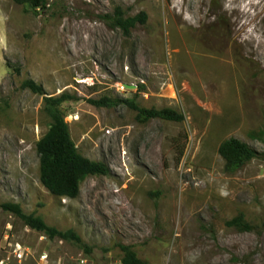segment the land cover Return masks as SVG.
<instances>
[{"label": "rangeland", "instance_id": "1", "mask_svg": "<svg viewBox=\"0 0 264 264\" xmlns=\"http://www.w3.org/2000/svg\"><path fill=\"white\" fill-rule=\"evenodd\" d=\"M45 2L0 0V204L72 230L90 253L0 209V262L120 264L125 245L146 264H264V0ZM115 7L144 12L145 24L109 28L98 17ZM27 79L69 97L60 109L71 140L107 168L76 198L39 181L35 144L49 118L43 96L21 88ZM102 97L183 120L89 103ZM229 138L257 154L231 173L218 154ZM239 214L256 230L228 226Z\"/></svg>", "mask_w": 264, "mask_h": 264}, {"label": "trees", "instance_id": "2", "mask_svg": "<svg viewBox=\"0 0 264 264\" xmlns=\"http://www.w3.org/2000/svg\"><path fill=\"white\" fill-rule=\"evenodd\" d=\"M13 1L34 11L36 9H47L45 0ZM98 18L109 28L118 29L124 35H127L136 25H144L146 22V14L144 12H140L135 16H126L120 7H115L111 14L100 15ZM21 88L43 96V110L49 118L46 132L35 144L39 164V181L55 197L76 198L79 194V185L86 176L107 175V168L102 163L90 161L78 153L70 138L67 123L64 121V116L60 109L61 104L69 99L66 94L55 97L45 96L43 88L30 79L23 81ZM89 103L97 107L127 105L137 111V118L142 122L153 118L174 122L183 120V116L174 110L167 108L160 110L145 109L138 107L130 99L102 97L99 100H89ZM259 136L264 142V135L260 133ZM218 154L224 161L225 171L230 173L235 172L257 157V154L246 144L234 138L223 141L218 147ZM261 156L264 157V154ZM0 209L18 218L24 226L41 233L50 240L56 238L69 241L79 245L86 253H90V250L72 230L60 231L48 226L40 217L33 213H24L21 206L17 203H1ZM227 224L241 232H253L256 230V226L246 222L241 214L228 221ZM262 226L264 227V222ZM118 247L122 252L120 264H146L135 255L130 246L118 245Z\"/></svg>", "mask_w": 264, "mask_h": 264}, {"label": "built area", "instance_id": "3", "mask_svg": "<svg viewBox=\"0 0 264 264\" xmlns=\"http://www.w3.org/2000/svg\"><path fill=\"white\" fill-rule=\"evenodd\" d=\"M16 248H17V247H16ZM18 251H19V250H18ZM14 253H16V252H14ZM15 256H16V257H17V259H18V258H20V257H21V254H18V253H17V254H15ZM41 259H45V257H44V256H42V257H41ZM0 264H3V262L1 261V262H0Z\"/></svg>", "mask_w": 264, "mask_h": 264}, {"label": "water", "instance_id": "4", "mask_svg": "<svg viewBox=\"0 0 264 264\" xmlns=\"http://www.w3.org/2000/svg\"><path fill=\"white\" fill-rule=\"evenodd\" d=\"M127 87H129V86H127Z\"/></svg>", "mask_w": 264, "mask_h": 264}]
</instances>
